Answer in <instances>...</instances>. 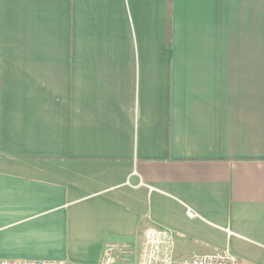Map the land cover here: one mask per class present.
Instances as JSON below:
<instances>
[{
  "label": "crops",
  "instance_id": "obj_1",
  "mask_svg": "<svg viewBox=\"0 0 264 264\" xmlns=\"http://www.w3.org/2000/svg\"><path fill=\"white\" fill-rule=\"evenodd\" d=\"M148 227L264 264V0H0V260Z\"/></svg>",
  "mask_w": 264,
  "mask_h": 264
},
{
  "label": "built area",
  "instance_id": "obj_2",
  "mask_svg": "<svg viewBox=\"0 0 264 264\" xmlns=\"http://www.w3.org/2000/svg\"><path fill=\"white\" fill-rule=\"evenodd\" d=\"M187 215L195 213L187 209ZM175 234L166 227H148L143 232V241L137 264H173ZM135 255L131 244L121 241L105 243L101 264L114 261L129 262ZM0 264H68L58 260H0ZM179 264H243L228 248L203 255L182 257Z\"/></svg>",
  "mask_w": 264,
  "mask_h": 264
},
{
  "label": "rangeland",
  "instance_id": "obj_3",
  "mask_svg": "<svg viewBox=\"0 0 264 264\" xmlns=\"http://www.w3.org/2000/svg\"><path fill=\"white\" fill-rule=\"evenodd\" d=\"M180 257H181V255L174 256V263L173 264H179L180 259H181ZM116 263L122 264V263H120V261L116 262Z\"/></svg>",
  "mask_w": 264,
  "mask_h": 264
}]
</instances>
